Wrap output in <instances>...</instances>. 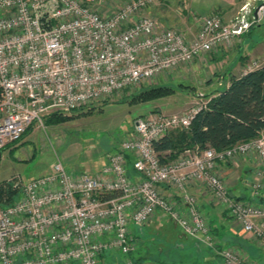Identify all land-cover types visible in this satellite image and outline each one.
Returning a JSON list of instances; mask_svg holds the SVG:
<instances>
[{
    "label": "built area",
    "instance_id": "obj_1",
    "mask_svg": "<svg viewBox=\"0 0 264 264\" xmlns=\"http://www.w3.org/2000/svg\"><path fill=\"white\" fill-rule=\"evenodd\" d=\"M162 1L0 0V156L53 111L69 113L140 86L230 44L262 18V6L254 12L247 4L230 23L218 13L201 16L188 39L149 14ZM209 101L181 113L138 117L96 173L72 172L58 161L53 172L28 182L20 175L4 180L17 195L0 203V264H145L130 256L139 245L132 225L145 226L160 212L187 235L219 248L189 192L194 183L264 247V205L232 195L218 172L221 163L255 156L250 186L254 194L264 189V131L222 150L197 145L168 162L155 149L170 131L188 128ZM165 187L181 194L186 209ZM109 252L124 260L111 261ZM217 252L223 264H255L232 246Z\"/></svg>",
    "mask_w": 264,
    "mask_h": 264
},
{
    "label": "rangeland",
    "instance_id": "obj_2",
    "mask_svg": "<svg viewBox=\"0 0 264 264\" xmlns=\"http://www.w3.org/2000/svg\"><path fill=\"white\" fill-rule=\"evenodd\" d=\"M110 1L114 3L121 0ZM246 4L247 9L254 8L255 12L264 4V0H238L233 9L221 13V17L226 22H232ZM181 9L182 5L174 8L167 6L163 0L160 5L151 9L149 14L158 18L163 25L177 29L188 39H192L199 26L196 19L189 20V17L181 13ZM260 10L262 18L258 22L259 25L248 30L249 33L247 31L245 37L234 38L230 44L220 45L198 59L165 71L140 86L123 90L106 101L85 107L83 111L71 113L74 118L70 120L52 124L44 117L42 125L36 124L23 139L2 151L0 182L17 175L28 182L53 172L58 161L72 172L96 173L107 163L109 156L121 146L138 117L150 111L165 114L181 113L198 105L202 99L211 100V96L207 95L217 91L216 89L220 87L219 78L231 68V63L239 62L237 58L242 53L241 48L248 51V44L253 46L252 52L244 57L248 66L241 70V74L254 67L255 63L264 64V6ZM254 46L258 48L253 52ZM218 52L217 55L213 54ZM165 85L173 86L175 92L150 102L130 103L128 99L131 97L129 94ZM157 215L151 223L138 226L139 232L134 234V237L142 242L141 251L147 248L145 254L148 262L173 264L176 259L173 260L171 256L163 258L164 254L161 255L160 250L163 253L172 251L178 237L191 236L183 230L181 232L179 229L181 227L169 214L164 212L159 217ZM142 232L147 233L148 237L140 236ZM107 257L111 261L124 260L120 252H109ZM184 264H189V261Z\"/></svg>",
    "mask_w": 264,
    "mask_h": 264
},
{
    "label": "crops",
    "instance_id": "obj_3",
    "mask_svg": "<svg viewBox=\"0 0 264 264\" xmlns=\"http://www.w3.org/2000/svg\"><path fill=\"white\" fill-rule=\"evenodd\" d=\"M165 1L167 6H172L174 8L179 4L180 6L182 5L181 13L186 17H189V20L196 19V21L198 17L209 15L212 13H218L222 16L221 13L233 9V7L238 3V0ZM151 9L149 10V12L151 11ZM246 34L242 36L245 37ZM248 45V51H244V49L241 48L242 53L237 58L239 62L234 63L235 61H233L231 63V68H228L227 71H225L224 75L219 78L220 82L218 85L220 87L216 90L229 85L231 75H240L242 73L241 70L248 66L244 57L245 55L252 52L251 48L253 47L250 44ZM257 48L258 47H255L253 49V52L256 51ZM213 54L217 55L219 54V52ZM128 157H130L131 159L133 156L129 153ZM257 165V158L255 156L240 157L227 163H221L218 168V172L227 183L232 195L238 198L259 202L260 204L264 205V189H262L259 193L254 194L250 186L251 181H254L256 179L255 169L257 168ZM130 169H132L131 164ZM131 172H133V169L131 170ZM165 192L177 203L179 207L186 209V205L180 193L169 187H165ZM189 192L197 198L200 208L208 218L213 230V234L216 235V237L219 239L221 246L219 248H212L195 237H178L176 239V246L172 248V251L163 253L161 252L162 250H160L159 253L161 255L164 254L163 258H168L169 256H171L173 260L176 259L173 261V264H184L188 261L189 264H223L217 250L225 246H232L240 249L242 253L246 257L251 259L255 264H264V247L259 246L252 238L251 234L243 231L241 225L229 217L224 205L214 201L212 199L210 191L205 186L194 183L189 187ZM160 214L163 215V213L160 212L158 213L157 217H159ZM155 222H158V220H155ZM160 222L161 224L163 223V221ZM137 228L138 226L132 225L133 235L139 232ZM179 229L182 232V228ZM140 236L148 237L147 233L145 232H142V235ZM138 243L139 245L137 250L130 256L135 261H140L145 264H151L150 262H148V258L145 254L147 248L143 250L144 252L141 251L142 242H139L138 240Z\"/></svg>",
    "mask_w": 264,
    "mask_h": 264
},
{
    "label": "trees",
    "instance_id": "obj_4",
    "mask_svg": "<svg viewBox=\"0 0 264 264\" xmlns=\"http://www.w3.org/2000/svg\"><path fill=\"white\" fill-rule=\"evenodd\" d=\"M258 25H252L249 30ZM174 92L173 86H153L139 93L129 94L131 97L128 99L130 103L150 102ZM207 96H211L208 108L198 113L188 128L172 130L154 143L162 162L173 160L186 149L197 145L222 150L238 142L256 138L264 131V64L238 76L231 75L229 85ZM83 109L85 108L69 113L53 111L47 116V122L58 124L70 120L74 118L71 113ZM31 130L32 128L27 129L21 139ZM132 169L129 165V172L135 173L134 169L131 172ZM2 182L0 203L14 202L17 191L11 186L2 185Z\"/></svg>",
    "mask_w": 264,
    "mask_h": 264
},
{
    "label": "water",
    "instance_id": "obj_5",
    "mask_svg": "<svg viewBox=\"0 0 264 264\" xmlns=\"http://www.w3.org/2000/svg\"><path fill=\"white\" fill-rule=\"evenodd\" d=\"M262 6H264V4Z\"/></svg>",
    "mask_w": 264,
    "mask_h": 264
}]
</instances>
